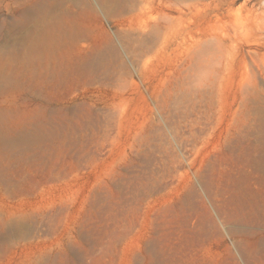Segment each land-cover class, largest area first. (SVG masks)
<instances>
[{
    "label": "rangeland",
    "instance_id": "1",
    "mask_svg": "<svg viewBox=\"0 0 264 264\" xmlns=\"http://www.w3.org/2000/svg\"><path fill=\"white\" fill-rule=\"evenodd\" d=\"M169 2L179 34L129 59L112 20L82 17L86 40L107 61L97 75L121 69V88L108 78L76 89L64 77L38 88L54 100L46 112L25 93L9 97L0 131L17 140L22 128L25 139L0 143V264H264V0ZM13 7L0 0V28L15 21ZM197 93L202 112H218L201 117L209 130L194 141ZM242 95L248 111L236 122L251 127L250 168L240 152L214 162L219 117ZM9 213L24 218L21 229L4 221Z\"/></svg>",
    "mask_w": 264,
    "mask_h": 264
},
{
    "label": "bare ground",
    "instance_id": "2",
    "mask_svg": "<svg viewBox=\"0 0 264 264\" xmlns=\"http://www.w3.org/2000/svg\"><path fill=\"white\" fill-rule=\"evenodd\" d=\"M7 1L14 6L13 10L15 13V21L7 27L0 28V107H2V109H0V121L1 119H3L5 115L10 114L8 109L12 105V100H10V98H14L15 95L17 98L21 97L23 93H25L26 95V99L24 101L28 103L29 106L33 107L34 109L41 108L42 111L44 112L49 110L50 109L49 107L52 106L54 100L48 93L47 96L40 94L41 92L37 93L38 88L49 90L50 88L57 87L61 85L63 82L64 83L67 82L65 81V79H63L64 77L65 78L72 77V79L74 77V79L71 81L73 82V85L76 89L78 86L79 87L82 86L83 88L91 87L93 84L102 83V81L105 83V81L108 80V78L109 81L113 80L114 81L113 83L116 82L115 84L117 86H120V88L126 84V82L123 80L122 75L124 74H122L121 69L117 73L114 72V74L112 75H108L109 72L108 69L102 71L103 73L99 72L100 74L97 75L98 69H101L100 67L102 66V62L105 60L104 58L105 56L101 54L100 49H92L90 43H88V41L86 40V38L88 37L87 31L82 27L80 23L82 17H84L85 15H89L91 17L101 16L104 17V19L106 20L110 19L113 21L114 24H116L117 27H119V30L116 34L117 37L116 36L115 37L117 38L120 44L119 46L120 48H122L121 50H123L127 58H128L127 54L129 51L132 53H136V55L139 56V54L143 51H151L154 48L157 50L161 47H164L172 38L175 37V34L176 35L179 34L178 30L175 31L174 28V22L176 20H173L168 13L170 9V2H169L170 0L162 1L163 3L162 9L161 8L155 9L153 7V4L155 3L156 0H7ZM1 40H5V41H1ZM110 49H112L114 51L113 53H115L113 47H111ZM111 51L108 53H111ZM110 55H112V53ZM106 58L108 59L109 57L107 56ZM112 62L115 63L114 60ZM131 63L133 64L134 67H138L136 73L140 78H142L143 67H139L137 62L131 61ZM120 66L118 65L117 67ZM100 77H102V79H100ZM98 79L100 81H98ZM43 92L45 91L43 90ZM195 97H194L195 99H192V101L190 102V107H189L190 113L196 117L192 121L193 129L190 133V137L194 141L195 139L199 140V138L204 136V134L207 135L206 131L209 130V126L201 121V117L209 121L211 117L210 113L216 114L218 112V111L214 112V109L212 110V107L211 108L208 107L207 109H204V111L202 112L201 111L202 103L199 93H197ZM242 97L243 95L241 96L242 102L240 103V107L238 106L239 108L234 109V103H233L231 107L227 111H224L219 117V119L222 120V124L223 122L225 124L224 126H222V129L218 134L217 137L218 141L216 144V148L214 147V149L219 152V154L217 152V156L214 157L215 158L214 162L221 160V158L223 157L224 158L228 156L230 157L236 152H240V155L242 154L243 155L242 157L245 158L244 162H246V167H249L247 163H251L250 158L252 157L251 153L253 152V147L251 144V138H252L251 127L249 123L246 122V120L239 123L236 122V117L241 107H243L242 110H246V112L248 111L247 105L243 104V102H246V99H242ZM87 104L91 105L89 102H87ZM21 129L18 130L20 131V136L17 140L16 139L12 140L11 137L9 136L5 137L6 134L2 133L3 130L0 131V143L2 145L3 144L6 145L7 147L8 146L11 147V145H13L14 147H18V146L20 147V145H22L23 143V142L21 143V141L25 139L24 131H21ZM27 137L28 136H26V140H29L27 139ZM39 137L41 138L42 136L40 135ZM31 140L37 142L35 141V138L34 140L33 138ZM203 140L204 139H202V141ZM29 143L32 142L30 141ZM21 149L22 147L19 150ZM259 157H261L260 159L261 164H263L264 166V154ZM236 159L238 158L235 157L234 160ZM251 160L254 159L251 158ZM212 162L213 161L211 160L210 162L211 167L213 166ZM251 167L255 168L253 171L256 170V166L254 167L251 165ZM258 168L260 169V167ZM207 175H209V173ZM123 181H125V179ZM208 182L209 181H207V183ZM202 186H204V184ZM32 219L34 220V218ZM4 221L9 223L11 229L19 230L22 228V222L24 221V218L20 216H16V214L14 213H9ZM52 223L54 224V222ZM31 224L34 225V223ZM33 225H31V227ZM3 226H4L3 222H0V229H4ZM44 226L42 225L41 228ZM1 232L4 231L1 230ZM29 232L31 231H28L27 233ZM26 236L25 238H27ZM22 240L25 241V239ZM6 250L4 251L3 249L2 250L0 249V253L4 254L6 253ZM244 261L246 263V260Z\"/></svg>",
    "mask_w": 264,
    "mask_h": 264
}]
</instances>
